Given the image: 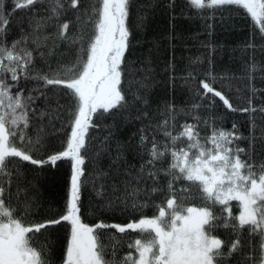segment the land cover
Returning a JSON list of instances; mask_svg holds the SVG:
<instances>
[{"label":"snow or ice","instance_id":"snow-or-ice-1","mask_svg":"<svg viewBox=\"0 0 264 264\" xmlns=\"http://www.w3.org/2000/svg\"><path fill=\"white\" fill-rule=\"evenodd\" d=\"M132 3L12 0L10 13L6 0H0V264H55L54 249L47 244L36 248L33 242L37 234L47 237L65 222L70 237L63 264H264V163L256 160L257 144L264 156V106L253 104L257 89L251 84L254 73L264 72V67L255 63L254 56L247 66L251 92L247 107H235L213 86V77L212 82L200 80L202 91H196L198 100L207 98L210 103H193L184 111L194 123L180 124L179 112L170 103L158 107L154 116L149 99L152 70L146 65L133 69L127 59ZM174 3L170 0L169 7ZM186 3L205 18L231 12L234 7L245 10L254 21L253 28L259 25L264 40V0ZM18 10L25 14L19 32L10 39L11 16ZM49 26L56 30V39L76 49L70 65L58 60L53 68L47 63V56L53 53L39 51L48 39L44 32ZM245 47L256 50L251 42ZM36 53L45 60L47 70L37 67ZM185 79L195 76L189 73ZM29 82L35 86L29 89ZM260 92L264 95V90ZM215 97L228 111L249 114L247 149L240 147L239 142L246 138L235 123L231 130L216 126L220 117L209 111L215 107ZM201 108L207 116L198 114ZM105 116L140 122L135 137L139 166L127 161L125 152L132 145L114 141L112 127L99 138L90 135ZM65 119L71 128L66 146L49 153L48 129H55ZM177 125L180 131L174 134ZM161 134L166 142L158 139ZM40 153L44 155L38 158ZM104 156L110 161L107 168L100 163ZM65 159L71 162V178L64 212H53L42 222H29L36 204L19 187L20 163L43 168ZM89 164L94 166L91 173ZM89 184L101 198L110 189L105 207L130 206L141 212V218L125 225L83 223L80 198ZM21 192L25 193L23 199ZM193 200L199 205L191 206ZM233 201L237 203L233 205ZM148 207L158 214L145 217L143 210ZM236 208L238 215L234 214ZM109 228L125 234L124 239L136 233L138 238L127 247L138 257L132 251L119 257L118 244L106 246L101 230ZM220 229L226 230L227 239L220 238Z\"/></svg>","mask_w":264,"mask_h":264},{"label":"trees","instance_id":"trees-1","mask_svg":"<svg viewBox=\"0 0 264 264\" xmlns=\"http://www.w3.org/2000/svg\"><path fill=\"white\" fill-rule=\"evenodd\" d=\"M6 2L9 5L8 11L11 13L12 0H6ZM88 3L89 0H85V4ZM169 4L170 0H133L130 8L129 28L132 35L130 37V55L127 56V59L133 69L146 65L152 70L149 99L150 110L154 116L158 107L170 103L175 105L179 112L177 120L180 124L194 123L195 121L191 117L184 115V111L189 109L193 103H204L205 105L210 103L207 98L204 101L198 100L196 91H202L199 85L200 80L206 79L208 82H212L213 77L216 78L213 86L216 90L222 91L235 107H247L248 98L251 95L248 87L250 82L247 66L252 62L254 56L255 63L264 67V51H261L264 40L259 34V25H256L254 29V21L250 16H246L245 10L235 7L231 12L225 11L223 14L218 12L213 18H205L197 16V10L190 8L186 0H175L173 7H169ZM40 11L41 14H44L43 9ZM24 14V10H18L12 14L8 27L10 39L19 32V24ZM55 31L50 26L45 30L44 35L48 39L39 51L53 53L47 56V63L51 64L53 68L56 67L58 60L70 65L75 60L76 49H70L68 45L56 39ZM250 42L255 44V52L252 49H246L245 46ZM35 55L38 60L37 67L47 70L45 60L40 59L38 53ZM189 73H192L195 79L186 81L185 78L189 76ZM136 78L139 79V75ZM251 84L257 89L256 95L252 98L253 104L257 107L264 106V95L260 92V90H264V72L257 70ZM34 86L32 82L27 84L29 89ZM208 95L211 97V94ZM129 98H131V93H129ZM214 100L215 107L209 111H214L220 117L216 126L224 130H231L232 124L235 123L238 132L246 138L239 142L240 147L247 149L250 139L249 114L230 112L218 97H215ZM198 114L202 117L208 115L204 108L199 109ZM254 115L257 125H260L262 123L260 114ZM156 118L159 119V117ZM93 119L95 121L96 118ZM98 123L100 128L91 129L90 135L99 138L107 135V128L112 127L115 131L114 141H119L121 144L130 142L132 145L125 152L127 161L139 166L140 159L135 149L137 143L135 137L137 129L141 126L140 122L135 120L125 122L120 117L113 119L105 116ZM70 131L67 119L63 124L57 123L55 129H48L49 153L64 150ZM173 131L174 134H177L180 131L179 125ZM158 139L166 142L162 134ZM96 143L98 140L94 141V146ZM114 147L115 142L113 143ZM41 155L44 154H38V158ZM89 155L91 156L93 153ZM256 160L264 163V156L261 155L259 144L256 149ZM100 163L101 166L107 168L110 163L109 158L104 156ZM93 167L89 164L87 171L91 173ZM19 168L21 172L19 187L26 189L27 197L36 204V208L28 217L29 222H42L53 212L63 213L70 189L71 162L65 159L58 161L56 166L45 165L43 168L21 162ZM12 193V203L15 205V182ZM20 195L23 199L25 193L21 192ZM111 195L109 189L103 198L98 197L91 184L82 190L80 198L82 222L89 226H95L100 222L107 225H125L131 220L141 218V212L134 211L130 206L127 209L123 204H118L111 209L105 207ZM156 203H160V200L157 199ZM232 203L235 205L237 202L233 201ZM198 205L199 201L197 200L191 202V206ZM155 214L158 212L153 207L143 210L145 217H153ZM234 214H239L238 208L234 209ZM101 231L105 233L102 236V241L106 246L109 244L119 245L117 252L119 257H123L129 251L137 256L138 253L134 249L130 250L127 247L129 242L138 238L136 233H130L128 238L124 239L125 234L118 233L115 229L109 228ZM218 234L222 239L228 238L224 229H220ZM37 237L38 239L34 241L36 247L39 248L44 244L51 246L54 249L55 264H63L66 258L67 241L70 237V226L65 222L55 226V230H51L47 237L40 236V234H37Z\"/></svg>","mask_w":264,"mask_h":264},{"label":"flooded vegetation","instance_id":"flooded-vegetation-1","mask_svg":"<svg viewBox=\"0 0 264 264\" xmlns=\"http://www.w3.org/2000/svg\"><path fill=\"white\" fill-rule=\"evenodd\" d=\"M33 246L36 247L35 243L33 242ZM37 248V247H36Z\"/></svg>","mask_w":264,"mask_h":264},{"label":"rangeland","instance_id":"rangeland-1","mask_svg":"<svg viewBox=\"0 0 264 264\" xmlns=\"http://www.w3.org/2000/svg\"><path fill=\"white\" fill-rule=\"evenodd\" d=\"M149 218H151V217H149ZM137 257H138V254H137Z\"/></svg>","mask_w":264,"mask_h":264}]
</instances>
